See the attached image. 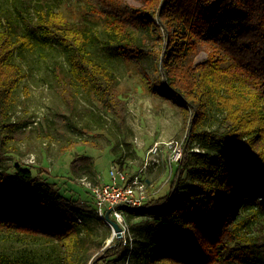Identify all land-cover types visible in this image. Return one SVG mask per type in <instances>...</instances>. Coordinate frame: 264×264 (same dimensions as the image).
<instances>
[{
    "label": "trees",
    "instance_id": "1",
    "mask_svg": "<svg viewBox=\"0 0 264 264\" xmlns=\"http://www.w3.org/2000/svg\"><path fill=\"white\" fill-rule=\"evenodd\" d=\"M73 1L76 21L60 11L65 0H11L10 12L0 13V161L15 150L8 133L26 78L17 55L48 47L63 55L53 73L70 110L73 85L124 121L113 60L142 90L179 106L181 160L166 195L121 209L128 233L107 245L91 220L105 223L74 206L43 171L0 168V233L53 244V264H257L262 245L250 224L264 214V0ZM193 157L197 179L188 180ZM145 215L151 219L135 240L128 223ZM0 264L43 262L23 250L0 252Z\"/></svg>",
    "mask_w": 264,
    "mask_h": 264
},
{
    "label": "rangeland",
    "instance_id": "2",
    "mask_svg": "<svg viewBox=\"0 0 264 264\" xmlns=\"http://www.w3.org/2000/svg\"><path fill=\"white\" fill-rule=\"evenodd\" d=\"M126 1L135 6L140 4V0ZM215 6L216 2L207 8L210 14ZM11 8V0H0V13L8 14ZM60 11L68 21H76L81 16L80 4L73 0H65ZM39 49L17 55V61L26 71V78L15 94L11 114L15 128L8 133L7 145L15 150L9 153L8 159L0 161V168L9 169L14 163H20L35 171H43L41 177H48L49 181L65 190V197L74 206L94 213L89 185L97 184L98 177L109 182L111 166L121 165L131 176L137 173L147 148L154 142L176 141L183 147L185 126L179 106L142 90L135 74L123 63L117 60L107 62L118 79V94L124 101V121L121 122L118 117L103 112L68 78L75 98L73 110H70L59 94L53 73L54 65L63 62L62 53L50 47ZM204 57L205 52L201 49L195 61L201 62ZM202 149L206 150L201 145H193L196 152ZM177 163H171L170 150L163 149L160 163L142 174L144 180L151 182L146 189L149 198L168 193ZM198 163V159H191L184 173L186 179H197ZM147 219L151 217L145 215L128 223L134 227L133 239L139 240L144 236ZM91 225L95 227L96 234L105 239L106 245L114 239L109 225L100 224L95 219L91 220ZM250 230L259 237L262 245L256 252L257 264H264V214L250 224ZM53 247L44 241L21 242L20 237L0 233V252L27 250L39 256L43 264H53L52 260L58 253Z\"/></svg>",
    "mask_w": 264,
    "mask_h": 264
},
{
    "label": "built area",
    "instance_id": "3",
    "mask_svg": "<svg viewBox=\"0 0 264 264\" xmlns=\"http://www.w3.org/2000/svg\"><path fill=\"white\" fill-rule=\"evenodd\" d=\"M163 149L170 150L171 163H176L181 160L182 148L178 142L157 141L147 148L144 159L137 173L134 175L130 176L122 168L113 165L108 171L109 182H104L98 177L97 180H99V182L97 184L89 185L91 195L94 199V213L105 224L109 225L104 216L106 211L110 209V219L122 228L121 239L128 233L129 228L125 221L123 211L118 209V207L120 205H127L128 207L146 206L149 198L146 195L148 184L147 181L142 178V174L145 173L149 167L160 163Z\"/></svg>",
    "mask_w": 264,
    "mask_h": 264
},
{
    "label": "water",
    "instance_id": "4",
    "mask_svg": "<svg viewBox=\"0 0 264 264\" xmlns=\"http://www.w3.org/2000/svg\"><path fill=\"white\" fill-rule=\"evenodd\" d=\"M128 207L127 205H120L118 207V209H122V208H126ZM110 212L111 210H107L106 213H105V220L106 222L110 225V227L112 228L113 232H114V237L117 238L118 240H121V237H122V234H121V231H122V228L117 224L115 223L114 221H112L109 217L110 215Z\"/></svg>",
    "mask_w": 264,
    "mask_h": 264
},
{
    "label": "crops",
    "instance_id": "5",
    "mask_svg": "<svg viewBox=\"0 0 264 264\" xmlns=\"http://www.w3.org/2000/svg\"><path fill=\"white\" fill-rule=\"evenodd\" d=\"M98 177V176H97ZM147 181V184H148V186L151 184V182L149 181V180H146Z\"/></svg>",
    "mask_w": 264,
    "mask_h": 264
}]
</instances>
